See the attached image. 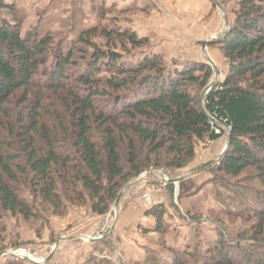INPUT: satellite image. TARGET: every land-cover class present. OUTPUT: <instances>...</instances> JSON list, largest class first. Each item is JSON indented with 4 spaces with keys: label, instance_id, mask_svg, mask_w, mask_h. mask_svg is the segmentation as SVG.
<instances>
[{
    "label": "trees",
    "instance_id": "16d2710c",
    "mask_svg": "<svg viewBox=\"0 0 264 264\" xmlns=\"http://www.w3.org/2000/svg\"><path fill=\"white\" fill-rule=\"evenodd\" d=\"M237 6L212 42L228 65L213 82L206 63L123 62L149 42L103 24L114 8L98 6L86 27L71 19L58 38L46 23L23 36L15 4L0 0V235L7 215L39 221L86 206L105 216L143 173L186 168L197 142L223 137L212 129L220 123L229 132L212 182L229 186L211 212L242 225L219 221L204 246L161 240L165 254L148 250L142 264H264V0ZM167 214L162 204L145 213L161 238Z\"/></svg>",
    "mask_w": 264,
    "mask_h": 264
},
{
    "label": "rangeland",
    "instance_id": "374dc122",
    "mask_svg": "<svg viewBox=\"0 0 264 264\" xmlns=\"http://www.w3.org/2000/svg\"><path fill=\"white\" fill-rule=\"evenodd\" d=\"M7 2L15 4L18 16L23 18V36L46 23L57 38L60 33L68 32L71 19L86 27L96 23L98 6L114 8L103 24L131 30L149 42L146 47L125 54L123 62L132 63L145 55H161L169 68L172 63L179 66L206 63L213 70V82L224 79L228 65L219 47L212 42L233 22L238 7V0ZM1 13L7 17L6 13ZM95 41L104 46L103 40ZM226 145L225 136L215 144H209L208 139L197 142L195 157L186 168L172 173L163 170L143 173L122 191L121 199L132 187L139 183L138 186H142L138 199L127 208L134 215H125V219H122L119 205L113 206L105 216L93 215L86 206H72L62 217L44 215L39 221L25 222L7 215L0 235V264H142L148 250L165 254L158 246L161 240L180 247L187 243L204 246L214 237L219 221L228 229L242 225L241 219L211 212L220 203L217 195H225L223 188L229 186L212 182L217 160ZM251 172H245L235 182L246 181ZM165 179L168 182L162 185ZM151 186L160 190L143 199V190ZM157 204L164 205L168 212V231L162 238L150 230L154 222L145 216L146 211ZM229 205L237 208L235 203Z\"/></svg>",
    "mask_w": 264,
    "mask_h": 264
},
{
    "label": "crops",
    "instance_id": "0c3cea01",
    "mask_svg": "<svg viewBox=\"0 0 264 264\" xmlns=\"http://www.w3.org/2000/svg\"><path fill=\"white\" fill-rule=\"evenodd\" d=\"M220 139L213 141L214 144L218 143ZM140 184V183H139ZM139 184H137L135 187H132L131 189H129L126 194L122 197L120 204H119V212H121L122 219H125L124 216L125 215H134L133 213H131L127 208L128 206L133 203L135 200L138 199L139 197V193H140V189L142 188V186H138ZM125 223V221H124ZM153 228V227H152ZM152 230V229H150ZM169 245V244H168ZM170 246H177L180 247L179 245L173 244Z\"/></svg>",
    "mask_w": 264,
    "mask_h": 264
},
{
    "label": "built area",
    "instance_id": "2783aa9c",
    "mask_svg": "<svg viewBox=\"0 0 264 264\" xmlns=\"http://www.w3.org/2000/svg\"><path fill=\"white\" fill-rule=\"evenodd\" d=\"M215 126H213V130H214V133L216 135H220L223 133V136L227 135L228 132H229V128L223 124H220V123H213ZM211 142L213 141H209L208 140V143L210 144ZM167 183V179L163 180L161 183ZM162 184V185H165V184ZM160 189L158 187H155V186H151V187H146L144 190H143V199L144 198H148L149 196H151V194H154L155 192H158Z\"/></svg>",
    "mask_w": 264,
    "mask_h": 264
},
{
    "label": "water",
    "instance_id": "95a60500",
    "mask_svg": "<svg viewBox=\"0 0 264 264\" xmlns=\"http://www.w3.org/2000/svg\"><path fill=\"white\" fill-rule=\"evenodd\" d=\"M227 25H228V24L226 23V26H227ZM121 194H122V192H121ZM121 194L119 195V197H118V199H117V201H116V203H115V205H114L115 208H117L118 205H119V201H120V199H121ZM27 260L30 261V262H33V263H37V262H35V261L31 260V259H27Z\"/></svg>",
    "mask_w": 264,
    "mask_h": 264
}]
</instances>
